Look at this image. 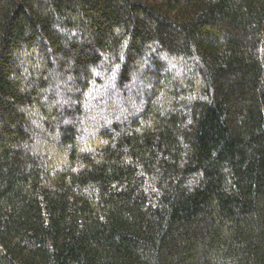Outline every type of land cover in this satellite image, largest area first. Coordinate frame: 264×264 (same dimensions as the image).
<instances>
[{"label":"trees","instance_id":"16d2710c","mask_svg":"<svg viewBox=\"0 0 264 264\" xmlns=\"http://www.w3.org/2000/svg\"><path fill=\"white\" fill-rule=\"evenodd\" d=\"M0 264H264V0H0Z\"/></svg>","mask_w":264,"mask_h":264}]
</instances>
